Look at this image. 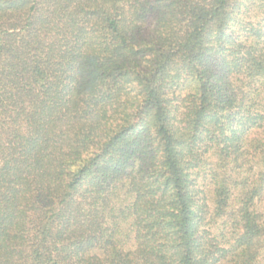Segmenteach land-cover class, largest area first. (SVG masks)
<instances>
[{"label":"trees","instance_id":"obj_1","mask_svg":"<svg viewBox=\"0 0 264 264\" xmlns=\"http://www.w3.org/2000/svg\"><path fill=\"white\" fill-rule=\"evenodd\" d=\"M0 264H264V0H0Z\"/></svg>","mask_w":264,"mask_h":264},{"label":"rangeland","instance_id":"obj_2","mask_svg":"<svg viewBox=\"0 0 264 264\" xmlns=\"http://www.w3.org/2000/svg\"><path fill=\"white\" fill-rule=\"evenodd\" d=\"M249 15L254 18V7L250 10Z\"/></svg>","mask_w":264,"mask_h":264}]
</instances>
